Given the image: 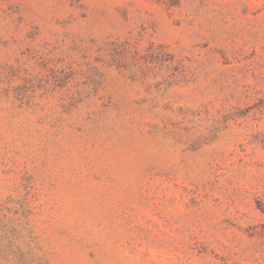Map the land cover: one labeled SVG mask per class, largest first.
Here are the masks:
<instances>
[{
    "label": "rangeland",
    "instance_id": "1",
    "mask_svg": "<svg viewBox=\"0 0 264 264\" xmlns=\"http://www.w3.org/2000/svg\"><path fill=\"white\" fill-rule=\"evenodd\" d=\"M0 264H264V0H0Z\"/></svg>",
    "mask_w": 264,
    "mask_h": 264
}]
</instances>
